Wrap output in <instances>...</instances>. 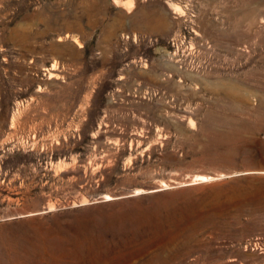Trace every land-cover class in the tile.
<instances>
[{"label": "rangeland", "instance_id": "obj_1", "mask_svg": "<svg viewBox=\"0 0 264 264\" xmlns=\"http://www.w3.org/2000/svg\"><path fill=\"white\" fill-rule=\"evenodd\" d=\"M0 264H264V0H0Z\"/></svg>", "mask_w": 264, "mask_h": 264}, {"label": "bare ground", "instance_id": "obj_2", "mask_svg": "<svg viewBox=\"0 0 264 264\" xmlns=\"http://www.w3.org/2000/svg\"><path fill=\"white\" fill-rule=\"evenodd\" d=\"M117 3V2H116ZM55 75L53 74L52 77H54Z\"/></svg>", "mask_w": 264, "mask_h": 264}]
</instances>
